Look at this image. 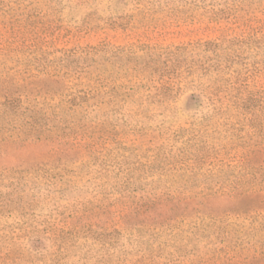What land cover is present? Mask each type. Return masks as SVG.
<instances>
[{"label": "rangeland", "instance_id": "obj_1", "mask_svg": "<svg viewBox=\"0 0 264 264\" xmlns=\"http://www.w3.org/2000/svg\"><path fill=\"white\" fill-rule=\"evenodd\" d=\"M0 264H264V0H0Z\"/></svg>", "mask_w": 264, "mask_h": 264}]
</instances>
